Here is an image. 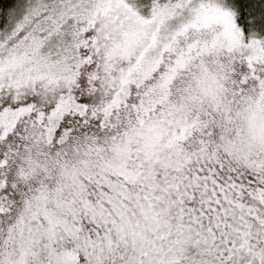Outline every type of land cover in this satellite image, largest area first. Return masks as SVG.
I'll return each mask as SVG.
<instances>
[{
	"label": "snow or ice",
	"instance_id": "obj_1",
	"mask_svg": "<svg viewBox=\"0 0 264 264\" xmlns=\"http://www.w3.org/2000/svg\"><path fill=\"white\" fill-rule=\"evenodd\" d=\"M0 264H264V0H0Z\"/></svg>",
	"mask_w": 264,
	"mask_h": 264
}]
</instances>
